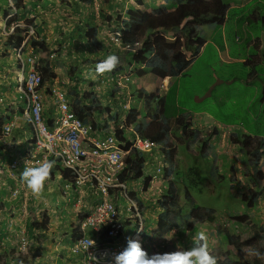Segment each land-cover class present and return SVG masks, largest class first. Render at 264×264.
Instances as JSON below:
<instances>
[{"label": "rangeland", "instance_id": "rangeland-1", "mask_svg": "<svg viewBox=\"0 0 264 264\" xmlns=\"http://www.w3.org/2000/svg\"><path fill=\"white\" fill-rule=\"evenodd\" d=\"M9 1L7 0L8 3ZM26 1L29 3L35 2L36 5L31 6L27 11L20 10V12L16 13L14 10L8 8L6 3L0 1V37L9 34L13 31L14 27L20 25L23 33L27 32L25 39L29 36H35L39 41H45L46 50H33L26 45L24 52L26 54L35 53L40 59L45 58L48 60V64L51 67V69L45 68L48 83L55 82V85L62 87L67 93H72L71 90L73 88L79 89V91H87L86 89H90L93 83H97V80L104 76V74L99 76L95 74L94 69L98 62H93V60L99 58V61H102L108 55L114 54L119 57V63H122L123 66L129 62L125 48H123L116 38L117 17L118 15L122 17L134 13L137 0H93V3L90 4H85L80 0ZM258 11L261 16L260 19L253 21L252 17H250L251 23L248 29L253 33H258L262 29L259 32L260 34L264 31V8L261 7ZM252 12L253 9L247 14ZM26 18L33 19L39 31L37 35L34 30L30 32V29H33L32 26L26 27L24 24ZM87 23L96 27L95 45L91 41L92 35L85 33ZM226 30L230 40H234L235 35L232 34L231 22L228 23ZM237 35L240 39L235 44H232V50H236L237 45L243 52L244 45H246L248 40L245 41L243 32H238ZM4 42L5 40L1 38L0 62L5 61L3 67L8 66L7 69L9 71L5 75L6 78L5 76H0V81L6 86L4 90L0 91H11L12 98L15 101L17 99L15 98L17 76L15 51L6 48ZM261 42V51H258L257 47L252 44L246 58H260V61L255 63V68L258 72L264 74V40ZM230 70L232 71L233 68L230 67ZM244 70L245 66L241 67L237 71L238 73H235L237 77L243 76ZM223 71L224 68H221L220 72ZM133 72H135L134 69L129 73L132 74ZM12 74L15 76L13 80L9 77ZM133 79H138V77L135 76ZM9 81H14L12 88H9ZM145 81L147 84H152L147 78H145ZM95 91L97 92L98 100L102 104V108L106 111L105 105L108 95H105L104 86L103 88H96ZM226 92L228 93L227 98H224L220 103L211 104L209 107L210 112L224 124H235L232 131L240 137L244 135L243 131H241L243 128L264 134V114L263 111H258L257 100L251 106L253 114L256 116V118H253L245 110V101L251 96L250 94L246 93L243 96L241 93H238L235 87H230ZM1 96L5 97V94H1ZM6 97L8 98L9 96L6 95ZM153 101L155 103L157 99ZM9 105L10 103L6 104V109L9 108ZM111 107L115 108L114 101ZM169 111L171 110L168 108ZM112 112L114 113V109H112ZM48 113V109L44 111L45 116ZM103 118L104 112L96 113L93 116L96 122H100ZM211 130V128H208L198 131L197 138L210 137L212 135ZM188 131L183 126H176L171 123V129L167 137L169 149L166 150V154L168 160H173V165L169 172V177L162 176L154 184L153 189L148 192V195L152 193V200H149L148 205L145 206L146 218L144 225L147 226L153 223L154 227L148 230L150 233L148 236L149 241L146 242L148 247L145 250L149 254H152L155 252L190 249L194 246V238L197 233L204 231L208 237L209 249H215L220 259L228 257L232 261H239L240 264H250L257 258L264 264V257L258 258L254 255L256 250L264 253V226L259 221L258 216L254 215L250 217L248 213L246 214L249 211V207L239 199L241 194H249L250 190L253 189L250 176L251 170L245 165L246 159L241 163V167L237 168V170L234 169V176L237 180L230 188V169L220 167L217 171H213V164L210 166L203 164V159L196 152L198 148L197 138L190 131L188 133ZM25 133L28 136L32 134L30 130H26ZM14 134L17 135V130ZM232 139L234 138H230L232 143H234ZM16 141L18 140L14 139V146L9 145L8 148L16 147ZM161 143L160 141L158 146L152 149V153H157V155L155 154L156 159L163 158L164 156L162 151H160ZM17 147H19V144ZM237 153H239L238 148ZM7 160L8 158L2 161L0 158V185L6 187L9 185L7 179H5V162ZM151 160L153 159L151 158ZM196 163L199 166V178L193 177V174L190 175L188 172L189 168ZM220 173H228L227 178L224 179V176H219ZM258 175L263 178L264 170L262 168L259 170ZM191 177L196 179L198 187H193L196 182H191ZM168 180L173 182L176 191L175 195L178 201L180 220L172 226L171 231L165 234L154 233L153 230L159 223V213L161 211L156 199L163 193L162 187ZM140 184L141 180H130L127 183V187L128 189H133L139 187ZM23 185L28 196L24 206V199L22 200V204L18 196L11 199L12 205L4 207L2 206L3 202H0V226L2 220H4V224L8 227V233L11 234L9 252L0 251V264H47L45 261L51 264L52 260H48L49 258L54 260H58V257L65 260L69 259L66 249L70 247L72 226H76L77 222L76 213L74 214L70 210L72 209V201L73 204L75 202V195H64V184L58 174L46 183L44 197L40 200L35 199L24 183ZM187 186L196 203L204 209H213L211 219L205 218L201 222L195 223L194 226L190 219H184L183 214L186 213L188 207L183 203L182 191ZM7 189L4 190L3 187H0V198H6V202L9 200L7 197L10 194V191ZM262 192L260 190L259 194ZM22 198H24V195ZM122 202L126 206L127 202L125 200H122ZM21 204L23 210L15 211ZM242 214L247 215V219L243 222L236 221L233 218L235 215ZM31 222L35 224L40 222L46 223L47 229L44 230L41 226L36 225L34 226L35 229L29 232L28 225ZM161 222L162 220H160ZM46 233L49 234L46 235ZM226 235H233L237 237V240L233 244H230L226 239ZM22 236L27 238L25 247H23L21 242ZM50 240L51 243L47 244ZM7 242L9 243V241ZM20 246L25 249L21 250ZM54 246L55 248H53Z\"/></svg>", "mask_w": 264, "mask_h": 264}, {"label": "trees", "instance_id": "trees-1", "mask_svg": "<svg viewBox=\"0 0 264 264\" xmlns=\"http://www.w3.org/2000/svg\"><path fill=\"white\" fill-rule=\"evenodd\" d=\"M8 5V8L16 12L20 10L27 11L31 6H35V2L29 3L26 0H0ZM85 4L93 3V0H80ZM144 0H137L138 5H143ZM164 4L160 8L147 11L145 8H137L134 13L129 16L117 17V39H119L122 45H126V55L129 57V62L123 67L126 69L131 63L136 65H142V68L135 70L138 76L144 75L149 72L155 77L165 78L172 77L181 74L184 69L191 63L193 58L199 52L200 48L204 44V38L200 35L198 27L203 24H222L227 14L229 4L225 0H163ZM24 15L23 13H21ZM26 27H33L35 34H38V30L32 18H26L24 20ZM26 33H23L20 25L14 27L13 31L7 35H3L1 38L5 40L4 46L9 49H17L21 46L22 42L26 38ZM86 34L92 35V43L96 44L95 33L96 27L92 24H86ZM170 34V35H169ZM33 50H46V42L39 41L35 36H29L25 43ZM264 59V54H263ZM260 61V58L253 57L247 59L246 63L255 64ZM93 62H100L99 58L93 60ZM122 65V63H119ZM119 64L117 66H119ZM123 66V65H122ZM45 68L51 69L48 64V60L45 58L40 59V65L38 70L41 74L42 84L48 80L46 76ZM120 70V69H119ZM73 71V68H72ZM118 71L117 68L113 70ZM71 94L74 95L72 102V109L76 115L83 121L92 123V126L96 128V124L92 121L91 117L95 111H100L101 106L97 98V94L94 91H85L80 93L78 89L73 88ZM86 100H91V105H86ZM186 113L181 112L180 118L184 122L183 128L189 124L186 118ZM139 113L131 108L126 117V122L134 124L136 133L141 137L162 139L164 134H167L171 129V123L168 118H161L153 112L146 113L142 116L141 123L137 122ZM47 123L51 124V119H48ZM8 116L6 117V119ZM107 118L116 122L117 114L107 115ZM2 121L0 120V128ZM103 130L108 131L107 124L103 123ZM215 130V128H214ZM198 131H193V136L198 137ZM237 136V135H235ZM2 137L0 129V138ZM239 138V146L241 152L245 155V165L251 170V180L253 183V189L249 194H241L240 200L245 203L247 207H253L258 197V190H264V180L259 177L258 172L261 168V163L264 161L262 158L264 149V139L259 136L245 134ZM124 140V137H122ZM200 144L197 148V154L201 158H206L213 154V147L204 138H197ZM131 141L127 140L123 145L124 150H128L126 155V170L129 169V174H126L124 170L121 174V178H128L129 180L144 178V185H149L150 176L144 175V162L145 156L141 151L130 146ZM56 161L55 168L53 169L51 179L55 174H59L61 180L72 181L70 177V171L61 167L59 161ZM234 168L230 167V188L237 179L234 176ZM189 174H193V177H200V171L198 165H193L189 168ZM219 176H222L219 174ZM190 177V176H189ZM191 177V182H196V179ZM193 187H198L197 182ZM199 191V189H198ZM176 191L171 180L167 181V186L164 188L162 195L159 197V203L162 207L160 218L163 223L157 226V232L159 234H165L169 232L174 224H177L180 220L178 201L175 195ZM133 194V193H131ZM183 203L188 207L186 213L183 214L185 220L190 219L193 226L195 223L201 222L205 218L211 219L213 209H204L198 203H196L189 187H184L183 191ZM83 217L82 214H78L77 221ZM236 221L243 222L247 219L246 214L235 215L233 217ZM39 225L42 229H47L46 223H34L31 222L28 225V231H33L34 226ZM193 228V227H192ZM80 232L77 226H72V237ZM143 237H148L149 233L144 229L142 231ZM226 239L230 244H233L237 237L233 235H226ZM210 253L217 258V264H240L239 261H232L231 259L222 257L218 258V253L209 249ZM223 256V255H221ZM250 264H263L261 260L255 258Z\"/></svg>", "mask_w": 264, "mask_h": 264}, {"label": "crops", "instance_id": "crops-1", "mask_svg": "<svg viewBox=\"0 0 264 264\" xmlns=\"http://www.w3.org/2000/svg\"><path fill=\"white\" fill-rule=\"evenodd\" d=\"M225 1L229 4V8L222 24H203L198 27L200 35L204 38V44L181 74L172 77L158 78L149 72L141 76H138L133 72L131 74L132 77L130 83L126 84L121 93L120 100L129 101L131 107L139 113L137 117L138 123H141L144 114L153 112L156 113L160 119L165 117L168 118L170 123L175 124L176 126H183L184 122L180 118V113L185 112L186 118L189 122L185 130H189L193 133L195 129L199 131L208 128L213 129L211 135V141L212 143L214 142L212 144L214 150L213 156L205 158L203 163L208 166H210V163H213L214 167H226L225 169L233 167L237 170V168L241 167V163L246 157L240 150L239 138H237L238 135L232 131L235 124L222 123L221 120L210 112L209 107L211 104L220 103L224 98H227L228 93L226 90L230 87H235V89L238 90V93H241L242 95L248 93L251 95L248 100L245 101V110L251 114L253 118H256V116L253 114L251 106L256 100L259 106L258 111L261 110L264 114V74L258 72L255 68V64L246 63V55L252 44L257 47L258 51H261L262 49L261 41L264 40V31L259 34L262 30L261 29L258 33H253L248 29V26L251 23L250 17H252L253 21L260 19L261 16L259 15L258 9L261 7L264 8V0ZM163 4V0H145L143 1V5L139 6L137 4L135 7H143L146 8V10L151 11L152 9L160 8ZM251 9H253L254 13L247 14ZM229 22L232 23V34L235 35L234 40H230L226 30ZM238 32H243L245 41L248 40L246 45H244L243 52L237 45V49L232 50V44H235V42L240 39L237 35ZM4 63L5 61L0 62V76L2 77H4L9 71V69H7L8 66L3 67ZM243 66H245L244 75L237 77V74L235 73H238L237 71ZM123 67L124 66L119 64V66L116 67L118 70L116 71V74H121L126 71L131 72L132 69L136 70L142 68V65L131 63V65L126 68L127 70ZM230 67L233 68L232 71L230 70ZM221 68H224L223 72H220ZM108 74L110 73H105L104 76ZM135 76H137L138 79H133ZM9 77L13 80L15 76L12 74L9 75ZM145 78H147L152 84H147ZM102 79L103 76L101 77L100 82H97L99 87L103 86L100 85ZM13 82L14 81L8 82L9 88L13 87ZM45 84L49 85L51 83L45 82ZM5 87L6 86L0 81V90H4ZM251 91L253 92L251 93ZM1 94H5V97L1 96ZM6 95L9 97L7 98ZM11 98V91H0V120H6V117L8 116L9 120L15 119L14 121H16L10 136L0 138V158L2 161L8 158L5 162L6 164L9 163L13 157L24 154L29 146L28 142H30V136L25 133L26 130L30 129L22 120L23 103H20L17 100L14 101L13 98L11 100ZM155 99H157V101L154 103L153 100ZM7 103H10L8 109H6ZM168 108L171 111L168 112ZM16 130L17 135L14 134ZM241 131H243L244 135H255L264 139L263 133L252 132L248 128H243ZM230 138H234L232 139L234 143H232ZM14 139L18 140L15 142L16 147L9 149V145L14 146ZM18 144L19 147H17ZM237 148L239 149V153H237ZM262 158H264V149ZM261 168L264 170V161L261 163ZM19 171L20 168L16 170L17 173H19ZM5 172V179H7L9 185L7 187L0 185V187H3L4 190L8 188L7 190L10 191V194L7 197L9 198L7 202L5 201L6 198H0V202H3L2 206L5 207L12 205L13 203L11 199L17 198V196L22 204V200L24 199V206L28 196L26 195L23 182L20 177H10L6 168ZM223 176L226 178L228 173H224ZM23 195L24 198H22ZM22 204L17 207L18 209L14 210H23ZM71 205L72 209L70 210L75 214L73 201ZM246 213H248L250 217L254 215L258 216L259 221H261V224L264 226V191L258 195L253 207H250L249 211ZM4 223L5 221L2 220L0 226V251L2 250L7 253L9 252L11 244V234L8 233V227ZM33 229H35V227ZM47 234L49 233H46V235ZM72 234L70 235V243L72 241ZM7 241H9V243ZM50 243L51 240L47 242V244ZM44 244L47 246L46 243ZM57 244H59V242H57ZM53 248H55V246ZM20 249L24 250L25 248H21L20 246ZM48 260H52L51 264H64L65 262L74 261L75 257L70 255L67 260L61 259L60 257H58V260L52 258H49ZM45 263L48 264V261H45Z\"/></svg>", "mask_w": 264, "mask_h": 264}, {"label": "built area", "instance_id": "built-area-1", "mask_svg": "<svg viewBox=\"0 0 264 264\" xmlns=\"http://www.w3.org/2000/svg\"><path fill=\"white\" fill-rule=\"evenodd\" d=\"M15 55L21 73L16 87L17 98L23 103L22 120L30 127L33 140L24 154L13 157L6 164V171L10 177L19 178L18 168L38 166L46 158L58 160L61 167L70 171L72 181H65L63 193L75 195V213L83 217L77 222L81 232L72 237L69 247V256L75 260L64 264H94L89 253L96 256L105 250L118 253L126 247L127 237H136L137 230H140L141 242L146 243L141 236L144 221L140 197L130 196L128 180L121 178L126 170L128 153L123 149L122 133L114 129L101 133L93 129L90 122L81 121L72 111L63 88L55 82L42 84L37 69L38 57L34 54L24 57L23 45ZM129 80L128 74H111L102 83L122 88ZM124 107L128 108L127 105ZM46 108L50 109L51 124L45 120ZM14 120L1 126L4 138L10 136L16 123ZM126 130L131 131V126ZM132 135L130 146L138 151L149 153L157 147L155 139L138 136L133 131ZM161 171L162 166L158 163L153 179ZM152 184L153 180L148 189ZM141 198L146 199L142 195ZM123 199L126 206L122 204ZM131 222L138 226L133 228ZM85 230H89V234L84 233ZM92 240L95 246H90ZM21 242L25 246L27 238L22 236Z\"/></svg>", "mask_w": 264, "mask_h": 264}, {"label": "clouds", "instance_id": "clouds-1", "mask_svg": "<svg viewBox=\"0 0 264 264\" xmlns=\"http://www.w3.org/2000/svg\"><path fill=\"white\" fill-rule=\"evenodd\" d=\"M139 6H141V5H139ZM135 8L137 9V7H135ZM142 9H144V8H142ZM126 16H129V15H126ZM27 39H25L22 42V44H21V46L23 45L24 57H26V55H32V54L36 55L35 53L26 54L24 52V47L26 46L25 43L27 42ZM117 40L119 41V39H117ZM119 43H120V41H119ZM122 46H123V48L127 47L126 45H122ZM17 49H15L14 51L16 52ZM15 57H16V55H15ZM37 62H38V65H37V69H38V66L40 65V57L37 58ZM119 62L120 61H119V57L118 56H116L114 54H110L104 60H102V61H100L99 63L96 64L95 69H94L95 74L97 76H99V75H103V74L109 72L110 74L103 76L102 80H104L105 78H108L111 74H116V72H114L113 70H115V68L117 67ZM16 63H17V60H16ZM20 74L21 73H20V69H19V64L17 63L16 87H17V84H18V79L20 77ZM121 74H128L130 76V80H131V73L126 71V72L121 73ZM100 80H101V77L97 80V82H100ZM130 80L127 81L125 83L124 87H122V88L115 87L113 84L110 85V84H105V83L102 84L101 83L100 85L104 86V91L108 90V91H105V95H108L107 101H106V105H105L106 111L104 110V108H102V104L98 100L99 103H100L99 105L101 106V108H100V111H95L93 116L96 113L99 114V113H103L104 112V118L101 119L100 122H96V120L93 119V116L91 117L92 121H94L95 124L97 125L96 128L92 126L93 129H97L101 133L109 132V131H112L114 129L118 133H122V137H124L125 143H126L127 140H129V141L131 140V137L133 136L132 135V131L135 134H137L136 131H135V128H134V124L128 123V122L125 121L126 117L128 115V112H129V110L132 107H131L129 101H121L120 100L121 93H122L123 89L125 88L126 84L128 82H130ZM92 86H93V88L91 87L90 89H86V90L87 91H94L95 93H97L95 91L96 88L97 89L98 88H103V86L99 87L98 83H93ZM78 88H81V87H78ZM15 90H16V88H15ZM112 91L114 92V96H113V92ZM82 92H85V90L80 91V93H82ZM65 93H66V96L68 98V102L70 104V107L72 109V105L71 104H72V102L74 100V95L71 94L70 92L67 93L66 91H65ZM15 98H17V93H16V97ZM16 100L19 101L18 98ZM113 101L115 102V108L111 107ZM83 103H85L86 105H89V104L91 105L92 104L91 100H86ZM124 105H127L128 108H125ZM47 109H48V112H50V109L46 108V110ZM112 109H114V113L112 112ZM72 111H74V110L72 109ZM114 114H117L116 122L114 120H112V119L107 118V115H114ZM47 115H49V113ZM46 119H47V117L45 116V120ZM48 119H51V118L48 117ZM11 120H13V119H11ZM7 121H9L8 118L6 120L2 121L1 126ZM46 122H47V120H46ZM88 122H90V121H88ZM84 123H87V122H84ZM103 123L107 124V127L109 129L108 131L103 130V128H102ZM111 123H112V125H111ZM91 125H92V123H91ZM127 126H131L132 130L131 131L126 130ZM29 129H30V127H29ZM30 131H31V129H30ZM211 131H213V129ZM31 133H32V131H31ZM168 134H169V132L167 134H164L162 136L161 140L153 138V139L157 140L158 143L160 141L162 142L161 143L162 146L160 147V151H162V153L164 155L163 158H160L158 156L160 159H156L155 154L157 155V153H152V151L149 152V153L143 152L144 156H145L144 175L145 176H147V175L150 176L149 185L147 187H145L144 182H143L144 178L141 177L139 179H135V180H141L140 186L137 187V188H133V189H129L128 190V193H129L130 196H136L138 198L140 197L139 204L142 206L141 210H142V215H143V221L144 222H145V218H146V216H145V206L148 205V201L149 200H152V197H151L152 193H151V195H148V192L153 189L154 184L156 182H158V179H160L162 176L163 177H169V172L172 169L173 162H172V160H168L167 154H166V150L169 149L168 140H167ZM2 137H4V136L2 135ZM122 137H121V139H122ZM145 138H148V137H145ZM149 139H152V138H149ZM204 139H206L210 145H212L214 143V142L212 143V141H211L212 140L211 136L210 137L207 136ZM32 140H33V134H31V136H30V142ZM197 141H198V139H197ZM30 142H28V145L30 144ZM23 144H24V142H23ZM199 144H200V142L198 141V145ZM157 146H158V144H157ZM212 147H213V145H212ZM211 156H213V154ZM208 157H210V156H208ZM208 157H206V158H208ZM151 158L153 160H151ZM201 159L204 160L205 158H201ZM158 163L162 166V171L160 173H156L155 178L153 179L152 174L155 173V168L154 167H156V165ZM211 164H213V163H210V165ZM55 165H56V161L55 160H49V159L46 158L42 162H40L38 164V166H32V167L25 166V167H23L22 170L20 169V171L18 173L19 176H20V179L25 184L27 189L30 190V192L32 193V195H33V197L35 199L40 200V199H42L44 197L46 183L51 179L52 172H53V169L55 168ZM195 165H198V163H196ZM217 169H218V167H214L213 166V171H217ZM219 169H220V167H219ZM213 171H211V172H212V174L215 175V173ZM126 174L127 175L129 174V169L126 170ZM220 174L223 175L222 173H220ZM258 174H259V172H258ZM55 176H56V174H55ZM58 176L60 177L59 174H58ZM226 178H224V179H226ZM60 179H61V177H60ZM125 179L130 181L128 178H125ZM152 180H153L152 187L150 189H148ZM64 183H65V181H63V184ZM233 185H234V182H233ZM166 186H167V183H165L163 185L162 191L164 190V188ZM261 191H264V190H261ZM160 192H161V189H160ZM258 192H260V190H258ZM131 193H133V194H131ZM141 195L146 197V199L144 198V200H143V198H141ZM258 195H259V193H258ZM156 200L158 202L159 198L156 199ZM122 204H123V202H122ZM158 204L160 206L159 202H158ZM123 206H124V204H123ZM160 209L162 211V207L161 206H160ZM123 210H124V207H123ZM161 211H160V213H161ZM160 213H159V218H160ZM76 215L78 216V214H76ZM160 220H162V219L161 218L159 219V223L156 225V227L153 230L154 233L157 232V230H156L157 226L159 224L163 223V221L160 223ZM144 222H143L142 231L145 229L149 233L148 230H151L154 227V225H152L153 224L152 223L150 225L145 226ZM131 224H132L133 228H136V226H138V224H136L134 222H131ZM79 231L81 232L80 229H79ZM142 231H141V233H142ZM88 232H90V231L89 230H85L84 231V233H88ZM76 233H78V232H76ZM139 233H140V230H137V235H136L135 238L127 237L126 238V247L122 251H120L118 253L110 252V251H107V250H105L104 252L100 253L99 256H96V255H94L92 253H89V255L92 257V259L94 261V264H217V258L215 256H213L210 253V251H209L208 237H207V234L204 231H200L199 233H197V235L194 238V246L192 248H190V249L165 251V252H155V253H152V254H149L145 250L148 247V245L146 243H144V242H141V240L139 239ZM141 236H142V234H141ZM142 239L145 240L146 242L149 241L148 237H143L142 236ZM90 246H95V241L92 240V243H91ZM211 250L215 251V249H211ZM67 252L69 254V249H67ZM254 255H256L258 258L264 257V253H261L258 250H256L254 252ZM218 258H220L219 255H218Z\"/></svg>", "mask_w": 264, "mask_h": 264}]
</instances>
